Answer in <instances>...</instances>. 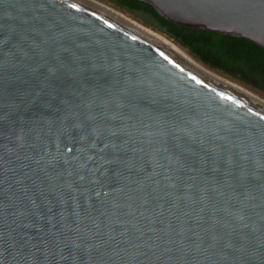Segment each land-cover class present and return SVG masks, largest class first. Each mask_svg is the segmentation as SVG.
Returning <instances> with one entry per match:
<instances>
[{"label": "water", "instance_id": "1", "mask_svg": "<svg viewBox=\"0 0 264 264\" xmlns=\"http://www.w3.org/2000/svg\"><path fill=\"white\" fill-rule=\"evenodd\" d=\"M264 49V0H139ZM0 264H264V104L89 0H0Z\"/></svg>", "mask_w": 264, "mask_h": 264}, {"label": "trees", "instance_id": "2", "mask_svg": "<svg viewBox=\"0 0 264 264\" xmlns=\"http://www.w3.org/2000/svg\"><path fill=\"white\" fill-rule=\"evenodd\" d=\"M178 45L209 70L264 97V49L254 42L175 25L139 0H97Z\"/></svg>", "mask_w": 264, "mask_h": 264}, {"label": "bare ground", "instance_id": "3", "mask_svg": "<svg viewBox=\"0 0 264 264\" xmlns=\"http://www.w3.org/2000/svg\"><path fill=\"white\" fill-rule=\"evenodd\" d=\"M95 4H98L116 14H118L119 16L125 18L126 20L130 21L131 23H133L134 25L138 26L139 28L145 30L146 32L150 33L151 35L157 37L158 39H160L162 42H164L166 45H168L170 48H172L174 51H176L178 54H180L182 57H184L186 60H188L190 63H192L194 66H196L198 69H200L201 71H203L205 74L217 79L218 81L233 87L247 95H249L250 97L254 98L255 100L259 101L260 103L264 104V98L257 95L256 93L248 90L247 88H244L243 86L225 78L224 76L217 74L211 70H209L208 68L204 67L202 64H200L199 62H197L196 60H194L189 54H187L182 48H180L178 45H176L175 43H173L172 41H170L168 38L164 37L163 35L143 26L142 24H139L138 22L132 20L131 18H129L128 16L123 15L122 13L114 10L113 8L109 7L106 4L101 3L100 1L97 0H89Z\"/></svg>", "mask_w": 264, "mask_h": 264}, {"label": "rangeland", "instance_id": "4", "mask_svg": "<svg viewBox=\"0 0 264 264\" xmlns=\"http://www.w3.org/2000/svg\"><path fill=\"white\" fill-rule=\"evenodd\" d=\"M102 3V2H101ZM104 4V3H103ZM110 7V6H109ZM112 8V7H111ZM114 9V8H113ZM114 10H116V9H114ZM117 11V10H116ZM119 12V11H118ZM121 13V12H120ZM124 15V14H123ZM126 16V15H125ZM130 18V17H129ZM133 20V19H132ZM135 21V20H134ZM158 33V32H157ZM186 52V51H185ZM187 53V52H186ZM188 54V53H187ZM191 56V55H190ZM192 57V56H191ZM193 58V57H192ZM194 59V58H193ZM195 60V59H194ZM198 62V61H197ZM219 74V73H218ZM221 75V74H220ZM226 78V77H225ZM228 79V78H227ZM230 80V79H229ZM231 81H233V80H231ZM234 82V81H233ZM236 83V82H235ZM238 84V83H237ZM240 85V84H239ZM241 86H243V85H241ZM244 88H247L248 89V87H245V86H243ZM248 90H250V91H252V92H254V93H256L257 95H259V96H261V97H263L259 92H256V91H253V90H251V89H248ZM264 98V97H263Z\"/></svg>", "mask_w": 264, "mask_h": 264}]
</instances>
